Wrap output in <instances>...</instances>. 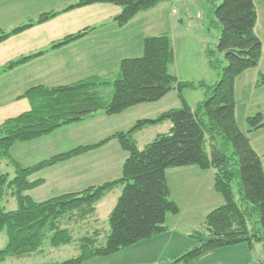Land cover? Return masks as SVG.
<instances>
[{"label":"trees","instance_id":"16d2710c","mask_svg":"<svg viewBox=\"0 0 264 264\" xmlns=\"http://www.w3.org/2000/svg\"><path fill=\"white\" fill-rule=\"evenodd\" d=\"M169 1L176 0H81L74 7L96 3L118 5L122 10L114 22L123 27L140 13ZM211 1L220 27L216 49H206L208 64L219 76L213 85L182 81L170 70L174 62L173 42L170 34L163 33L147 37L143 56L123 59L117 74L95 75L66 86H38L26 93L31 110L0 126V232L5 231L8 238L6 247L0 250L1 259L31 255L42 250L46 242L60 247L77 241L78 255L46 264H83L93 257L109 256L160 235L168 229L167 216L180 212L171 197L167 170L192 165L215 170L214 188L225 202L207 215L203 230L195 232L200 245L165 264L187 263L217 248L241 243L254 248L264 243V167L261 156L237 121L235 96L237 77L256 68L262 58V42L255 32L257 9L253 0H223L219 5L218 0ZM58 13H43L24 26L0 30V42ZM91 30L70 35L52 48L81 39ZM42 53L21 57L0 73ZM218 53L224 54L227 64L217 58ZM260 83L264 84V76ZM185 89L204 90V100L191 107L184 97ZM172 90L179 93L180 108L154 119L138 120L130 130L117 132L97 144L76 147L30 167L21 166L11 156V148L18 142L49 135L100 111L117 115L139 104L157 102ZM165 121L172 123L171 131L140 148L136 134ZM247 125L249 132L264 128L262 113L248 117ZM113 138L129 154L120 179L42 202L27 194L43 183L41 179L31 181L33 174ZM235 181H239L240 202ZM117 186H122V193L109 216L110 233L103 237L102 231L95 229L76 240L72 226L96 215L97 204ZM7 197L15 199V210L3 206ZM256 214L260 216L261 232L249 225Z\"/></svg>","mask_w":264,"mask_h":264},{"label":"crops","instance_id":"0c3cea01","mask_svg":"<svg viewBox=\"0 0 264 264\" xmlns=\"http://www.w3.org/2000/svg\"><path fill=\"white\" fill-rule=\"evenodd\" d=\"M184 1L186 0L161 3L120 27L114 22V18L122 8L114 4L96 3L74 7V2H68L69 4L57 10L54 9V0H0V30L11 31L36 21L43 13L59 12L48 21L28 27L0 42V70L21 57L43 52L24 64L0 73V126L31 110V101L26 96L30 89L38 86H66L95 75L117 74L123 59L143 56L147 37L163 33L172 37L175 58L170 70L180 80L215 84L219 76L208 64L206 44L198 40V48L193 35L184 32L181 43L176 47V36L171 27L179 15L181 17L182 14H187V11L179 10ZM253 1L258 14L255 32L262 42V58L256 68L246 70L236 79V117L253 148L261 156L264 167V150H260V145H264L261 143L264 139L260 140L264 128L249 132L248 125L245 129L242 127L247 124L248 117L262 112L261 108L251 109L250 100H244V93L252 95L261 91L264 96V84L260 83L264 76V0ZM45 6L47 8H43ZM205 14L207 15L206 11ZM90 28L92 30L83 38L59 48H52L66 37ZM197 51L203 53V56L195 57L193 53ZM183 94L193 108L205 98V91L202 89H185ZM181 106L178 91L172 90L157 102L139 104L117 115H107L100 111L82 121L65 125L49 135L14 144L10 151L11 156L21 166L30 167L76 147L97 144L117 132L130 130L138 120L154 119ZM171 129L172 123L165 121L140 130L135 138L139 147L144 148ZM128 156L118 139L113 138L102 146L33 174L31 181L41 179L43 183L29 190L27 194L35 201L42 202L62 194L77 193L92 186L115 181L122 177L123 165ZM167 179L171 197L180 207L177 215L167 216V231L115 254L93 257L83 264H137L136 259L130 258L131 248L148 242L139 249L145 257L152 248H159L164 241H169L171 232L180 229L182 222L198 223V226H202L207 215L225 202L214 188V169L204 170L196 165L171 168L167 170ZM120 190L122 191V186L114 188L106 195L118 196ZM100 205L101 201L97 204V211ZM89 220L72 226L74 232L83 231L80 237L99 229L92 228ZM256 246H249V250H254ZM182 254L184 253L178 255ZM197 260L195 258L185 264H202ZM224 262L225 260H219L216 264ZM246 263L242 261V264Z\"/></svg>","mask_w":264,"mask_h":264},{"label":"rangeland","instance_id":"374dc122","mask_svg":"<svg viewBox=\"0 0 264 264\" xmlns=\"http://www.w3.org/2000/svg\"><path fill=\"white\" fill-rule=\"evenodd\" d=\"M68 2H74L75 4H77L79 0H54V9L59 10L60 8H62V6H64ZM222 2L223 0H218L216 1V4L219 5ZM43 8H47V7L45 6ZM179 10H181V12L187 11V14L184 13L182 14L181 17H179L180 16L179 15L175 23L171 27L172 32L176 36V47L181 43L180 41L183 33L188 32L187 35H193L192 37L195 38L196 45L198 48L199 45L197 41L200 40L204 44H206L205 50L208 47L212 49H216L220 36V27L219 24L216 22L217 19L215 16L214 7L212 6V1L186 0L181 3ZM205 11L207 12V15L205 14ZM181 19L182 21H180ZM193 55L195 57L200 58L201 55L203 56V53L197 51L193 53ZM204 58H205V53H204ZM217 58L221 59L224 65L227 64L223 53L222 54L218 53ZM179 59H180V55H178V61ZM250 94L247 95V93H244V100H248V99L250 100L251 109L261 108L262 112L259 111V113H262L263 115L264 96L262 95L261 91L254 92L252 95ZM261 96H263V98ZM255 110L254 112H256ZM257 113L258 112L254 113L252 116L256 115ZM246 125L247 124H243L242 127L245 129ZM262 139H264V132H261L260 140ZM261 143L264 142L261 141ZM260 150H264V145H260ZM114 188L112 190H114ZM238 188H239V181H235L234 189L236 192V197L240 202V195L238 193ZM109 192H107L106 194H108ZM121 193L122 191L120 190L118 196L116 195L108 196L105 194L108 197L104 196L106 198L101 200V205L99 206L96 215L92 216L89 220L91 224L90 226H92V228L98 227L99 229H101L103 233L102 236L104 237H106L110 233L109 216L113 208L115 207ZM3 206L6 208V210H15L17 207V203L15 199L7 197L6 200L3 202ZM259 220H260V216L256 214L252 218V221L250 222L249 225L251 228L254 227L258 232H261L262 225L259 222ZM197 224L198 223L192 224V223L182 222L180 229L171 232V237L169 241H164L162 243V246H160L159 248H152L149 251V253L146 254L144 257V254H142L143 251L139 249H141V247H144V245H147L146 243L148 242L144 244H140L129 250L131 251L130 253H132L130 255V258L136 259L135 261H137V264H165L171 262L172 260L174 261L176 258H178L179 253L181 252L186 253L187 251L193 250L195 247L200 245V242L197 240L194 234L197 230H203V229L201 226H198ZM82 234L83 231L76 230L74 232V236L76 237V239L80 238ZM7 240L8 238L6 232L5 231L0 232V250L6 247V244L8 242ZM152 243H155V241ZM238 245H235L236 248H233L235 246H227V247L217 248L216 249L217 251L212 250L214 252L209 251L203 254L202 256L198 257L197 262L202 264H216V262L219 260H225V262L222 264H229V262L231 261L232 262L235 261L236 262L235 264H242V261L243 263H246V261L249 260L247 261L246 264H261V263L264 264L263 242L258 243L254 250L253 249L249 250L250 247L248 243H241ZM78 246L79 244L77 241L68 244L66 246H60V247H55L51 245L49 242H46L42 250L38 252H34L31 255L23 256V257L9 255L4 259L0 258V264H46L53 261H63L78 255L79 253ZM214 261L215 263H213ZM182 263L185 264L186 262H182Z\"/></svg>","mask_w":264,"mask_h":264}]
</instances>
